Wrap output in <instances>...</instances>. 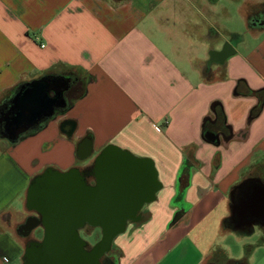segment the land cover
Returning a JSON list of instances; mask_svg holds the SVG:
<instances>
[{"label":"crops","instance_id":"0c3cea01","mask_svg":"<svg viewBox=\"0 0 264 264\" xmlns=\"http://www.w3.org/2000/svg\"><path fill=\"white\" fill-rule=\"evenodd\" d=\"M246 10L254 42L238 45L219 41L203 0H0V104L45 75L79 80L42 127L0 137V264L22 253L13 224L31 179L90 167L109 144L150 159L160 183L113 239L114 264H235L248 245V264H264L261 241L240 238L264 232V216L239 206L264 195V25ZM225 42L233 51L208 65Z\"/></svg>","mask_w":264,"mask_h":264},{"label":"water","instance_id":"95a60500","mask_svg":"<svg viewBox=\"0 0 264 264\" xmlns=\"http://www.w3.org/2000/svg\"><path fill=\"white\" fill-rule=\"evenodd\" d=\"M249 24L259 27L264 21L252 18ZM231 51L232 46L225 42L221 49L208 53L207 64L223 63ZM54 85L49 78L28 83L14 96L2 119L7 129L4 138L16 142L41 116L53 113V107H47L52 98L50 91L62 95L66 89L61 84L62 88L56 90ZM77 147L79 158L90 155V139L84 138ZM91 168L92 184L76 167L65 171L46 167L28 184L25 206L36 214L33 217L36 222L28 232L37 225L42 228V239L34 250V264H100L99 258L110 250L113 239L125 230L127 221L135 219L142 206L154 200L160 188L150 159L134 156L111 144L95 156ZM256 190L259 192L246 196V201H241L239 206H252L249 209L264 216L263 190ZM239 206L237 211L243 217L255 215L253 212L246 214L247 210ZM85 224L100 229V238L89 252L83 249L84 241L78 233ZM32 255L24 248L23 263L25 259L31 260Z\"/></svg>","mask_w":264,"mask_h":264},{"label":"flooded vegetation","instance_id":"af4514ba","mask_svg":"<svg viewBox=\"0 0 264 264\" xmlns=\"http://www.w3.org/2000/svg\"><path fill=\"white\" fill-rule=\"evenodd\" d=\"M263 14H264V0L260 4L253 7V9L251 10V12L248 15V22L252 18H256V19H259L261 21H264V15ZM219 49H221V47ZM65 79H67V80H65ZM75 81H77V80H75L72 77L71 78H68V77L53 78V82L55 83L54 88L56 90H60V88H62V86H65L66 89L62 92V95L59 94V92L56 95L54 94V96H52V98L50 100V105L48 104L47 107L52 106L53 110H54L56 104H58V103L62 104L63 99L68 98L67 96L71 93L73 87L76 85L77 82H75ZM61 84H63V85L61 86ZM43 111L45 112L46 109H44ZM5 112L2 114L0 112V120H2L4 118ZM1 122L4 123V130L6 132V130H7L6 129V121L2 120V121H0V123ZM216 125L214 126V128H217ZM79 170H80V175L85 180H87L88 183L92 184L93 183V180H92L93 170H92L91 166L90 167L88 166L85 168H79ZM236 210H238L237 203H236ZM255 213H258V211H256ZM34 216H36V214L34 212L26 211V213L24 214L22 219L19 222H16L13 224L14 225V231L23 241V250H24V248H28V251H30L33 254L31 256V260L25 259L24 263H23L22 257H21L22 264H34V262L36 261V258L34 257V250L37 247V242L42 239V228L39 225L34 227L32 231L28 232V228L31 227V225H33L36 222V220L33 218ZM247 219L260 221L263 218H260V217L257 218L255 216L254 217L252 216V217H247ZM132 220H134V219H132ZM239 220L240 219L238 217L237 221H239ZM93 228H95V227H91L88 224H85L82 228H80L78 230L79 236L84 241L82 244L83 249L87 252L90 251L92 245L100 238L99 237L96 240L94 239V235L92 232ZM22 254H23V252H22ZM116 257H117L116 248H112V246H111L110 250L107 251L106 253H104L99 258V262H100V264H114Z\"/></svg>","mask_w":264,"mask_h":264},{"label":"rangeland","instance_id":"374dc122","mask_svg":"<svg viewBox=\"0 0 264 264\" xmlns=\"http://www.w3.org/2000/svg\"><path fill=\"white\" fill-rule=\"evenodd\" d=\"M243 1L244 0H203V3L207 4L216 13L211 18V21L214 23L215 26L219 27V32H220L219 41L220 42H223L224 40L225 41L228 40L238 45L241 43L245 44V43L254 42V39L250 37L251 33L248 30L249 27L246 24V19H245L246 15L244 13L246 10L245 9L246 6L245 5L243 6L242 4ZM183 2L184 1H176L175 2L177 4L176 8L177 9L186 8L187 5L184 4ZM251 10L249 9L246 10V13L247 12L250 13ZM195 18L196 16L192 17V19H195ZM201 24H202V20L199 19V25ZM229 31H234V32H229ZM71 97L72 96H70V98ZM2 221L3 220H0V222ZM8 227L10 226L8 225ZM92 232H93L95 240L100 237L99 228L97 227L93 228ZM240 238L241 240L243 239L248 240V241L254 240V244H257L261 241L260 242L262 243L261 245H264V232L261 231V228H259L258 226L255 227L254 233L252 236L249 237V236L242 234ZM255 249L257 250L258 247ZM263 250L264 249H260L256 252L257 258H259V256L262 254ZM21 255L19 257L18 256L13 257L11 264H22Z\"/></svg>","mask_w":264,"mask_h":264},{"label":"trees","instance_id":"16d2710c","mask_svg":"<svg viewBox=\"0 0 264 264\" xmlns=\"http://www.w3.org/2000/svg\"><path fill=\"white\" fill-rule=\"evenodd\" d=\"M249 24V23H248ZM250 25V24H249ZM251 26V25H250ZM53 76L51 75H45L39 79H36V80H33V81H30L31 83H37L38 81H41V80H44V79H48V78H52ZM60 78V77H58ZM79 82V80L77 81ZM28 84V82H23V83H19L17 86H15L14 88V91H13V94L11 95L10 98H8L7 100H4L2 102V104H0V112L1 114L4 113L12 104V100L14 98V96L22 89H24V87H26V85ZM64 104H65V108H67L69 106V102L66 103V101L64 100ZM56 111V109L54 110ZM218 118L219 119H222V116L219 114L218 115ZM48 119V117H45V116H42L37 122H35V124L29 128L31 131L33 130H36L38 129L39 127H42L46 120ZM36 125V126H35ZM35 126V127H34ZM5 130H4V123L1 122L0 123V137H2L4 134H5ZM253 248V245H248L245 249V252H244V255L243 257H241L240 259H237V260H234V263L235 264H248V256H249V253L250 251L252 250Z\"/></svg>","mask_w":264,"mask_h":264}]
</instances>
